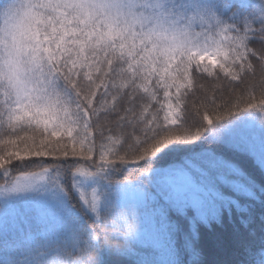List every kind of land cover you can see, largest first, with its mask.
Wrapping results in <instances>:
<instances>
[{"label": "snow or ice", "instance_id": "1", "mask_svg": "<svg viewBox=\"0 0 264 264\" xmlns=\"http://www.w3.org/2000/svg\"><path fill=\"white\" fill-rule=\"evenodd\" d=\"M0 264H264V0H0Z\"/></svg>", "mask_w": 264, "mask_h": 264}, {"label": "trees", "instance_id": "2", "mask_svg": "<svg viewBox=\"0 0 264 264\" xmlns=\"http://www.w3.org/2000/svg\"><path fill=\"white\" fill-rule=\"evenodd\" d=\"M206 85V87L208 88L209 91L212 90V81L210 80H206V81H203Z\"/></svg>", "mask_w": 264, "mask_h": 264}]
</instances>
